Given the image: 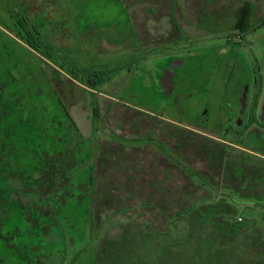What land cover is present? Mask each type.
<instances>
[{
    "label": "rangeland",
    "instance_id": "obj_1",
    "mask_svg": "<svg viewBox=\"0 0 264 264\" xmlns=\"http://www.w3.org/2000/svg\"><path fill=\"white\" fill-rule=\"evenodd\" d=\"M153 1L157 3L156 16L149 14L152 0H0V16L5 12L6 15H22L30 23L40 25L41 40L53 48L58 58L72 62L80 68L107 67L114 72L107 83L95 90H89L69 78L60 68L57 69V65L24 46L12 30L0 24V87L5 86L0 96V110L8 114V127L12 129L16 126V122L11 120L13 110L18 103L23 104V117L28 115L24 131L33 133L40 125H53V130L62 132L72 145H77L81 140L80 136L86 138L92 134V105H95L99 114L100 132L97 133V140L100 150L106 145H114L124 151L123 145H134L128 154V161L133 169L127 171L131 174L129 181H121L119 177H115L119 173L115 174L111 169L112 165H97L93 193L98 197L99 209L93 218L92 228L93 235L97 236L95 246L89 240L91 228L86 220L75 233L69 232L67 238L63 225L57 227L50 220L44 222V218L50 215L46 204L49 191L41 192L37 187L25 191L19 180L9 181L8 194L4 193L2 196L7 194L21 205L38 212L36 219L31 220L32 226L27 224L25 228L35 231L36 234L43 232L44 243H39L37 238L27 241L25 232L16 241L22 244L32 242L31 245L38 246V250L30 256L32 260L35 254H39L46 264H88L87 257L92 246L96 254V264H102V237L117 235L128 222L146 221L152 228H165L163 218L154 209L117 210L119 206L134 205L140 198L148 197L145 183L153 179L156 171H152L154 169L151 164L160 157L159 152H156L158 149L148 144L145 139L151 137L158 145H171L174 138L169 133L172 125H175L170 120L172 118L181 120L200 133H216L218 124L223 121L219 112L222 85L227 82L237 84L239 80L242 83L245 76L242 75L241 68L249 73L251 80L254 78V71L257 75V85L260 82L261 91L255 116L257 119L262 116L264 26L261 23L264 20V0ZM247 2L252 4L250 22L253 26L245 34L235 36L231 26L240 8ZM170 14L180 28L182 42L179 41L180 44L174 47L172 45L168 51L156 53H160V56L152 55L159 48L152 44H163L167 40L163 37L170 27ZM185 59L190 61L193 69L190 71L184 68L183 72L187 77L177 84L182 86L184 83H191L193 88L191 87V92L187 90L190 101L185 103L184 111L175 114L172 108L175 97L163 99L165 93L160 78L163 77V71L176 74L177 65ZM236 90L232 89L234 93ZM34 93L38 94L42 102L37 101V105L30 112V103L38 99ZM250 94L253 95L252 92ZM205 111L209 113L211 124L197 126L195 122H190L197 114L200 122L205 123ZM248 118L249 115L246 114L245 122ZM52 129H49V134ZM248 132L249 130L245 134ZM254 135L258 136L259 132ZM112 136L123 138L125 143L121 146L113 142L114 140L110 141ZM240 149L239 146L234 147L232 155L238 154ZM191 163L195 167L204 168L199 160H192ZM117 168L123 169L120 165ZM136 174L138 177H135ZM126 181L130 183L129 189L132 193L128 196L123 194L127 198H123L125 204L115 206L116 201L123 202L119 200V195L125 192L124 189L111 193V199L102 197L107 188H124L123 183ZM174 181L176 185L182 183L178 177ZM65 184V180H62L51 189L55 197L60 198L66 192L63 189ZM74 187L77 188L75 185ZM70 189L73 190L72 187ZM150 198L152 204L159 203L156 195H151ZM39 200L40 205L36 204ZM69 202V213H79L80 207L75 204L74 198H69ZM173 206L174 204H170L168 211L174 210ZM31 215H34V211ZM235 218L227 223H217L223 228L232 227L234 232L237 231L238 237L236 244L224 251L220 264H264V215L255 218L256 220L246 219V222L244 219L239 220V216ZM36 222L37 225H34ZM178 223L181 231L184 230L185 242L190 246L186 249L187 255L193 256V241L200 238L201 231L196 232L184 219ZM16 255L12 250H0L2 264L17 263ZM191 259L188 261L195 264Z\"/></svg>",
    "mask_w": 264,
    "mask_h": 264
},
{
    "label": "trees",
    "instance_id": "obj_2",
    "mask_svg": "<svg viewBox=\"0 0 264 264\" xmlns=\"http://www.w3.org/2000/svg\"><path fill=\"white\" fill-rule=\"evenodd\" d=\"M251 12L252 4L249 2L240 8L231 26L235 36L245 34L251 29ZM2 14L0 24L12 30L24 46L57 65V69L60 68L69 78L87 89L95 90L112 78L113 69H98L93 66L80 68L55 56L53 48L44 44L40 38V25L30 23L26 16L6 15V12ZM261 26H264V20ZM259 83L257 85L256 81L252 84L253 95L247 114L249 118L238 127L227 117L224 122L215 125L216 133H200L192 129L194 127L177 124L172 125L169 133L174 138L171 145H158L151 137L145 139L148 144L158 149L156 152H159L160 157L151 164L154 169L152 171L156 172L153 179L145 183L148 187L146 195H156V201L159 203L154 205L150 197H142L138 203L119 206L117 210L154 209L163 218L166 226L159 230L157 227L152 228L146 221L128 222L117 235L102 237V264H191L189 257H194L191 260L195 261V264H220L224 251L232 248L238 237L237 231L234 232L232 227L223 228L217 223H227L238 216L239 220L244 219L246 222V219L256 220L255 218L264 215V108L260 119L255 116L261 91ZM3 88L5 86L0 87V96ZM34 95L38 99L30 103V112L37 105V101H41L37 93ZM5 102L4 100L3 104ZM172 108L175 114L184 111L183 105H174ZM23 110V104L19 103L13 110L11 120L16 122V126L12 129L7 125L10 121L8 114L0 110V250L5 248L17 253V263L13 264H46L45 260H41L42 255L35 254L34 260L30 258L38 250V246L31 245L32 242H16L25 232L27 241L37 238L39 243H44V234H36L35 231L25 228L27 224L32 226L38 212L7 196L9 181L19 180L25 191L35 187L40 188L41 192L49 191L46 204L50 215L44 218V222L50 220L57 227L63 225L67 238L69 232L75 233L86 220L91 228L89 240L91 245L95 246L97 236L93 235L92 228L93 218L99 209L98 197L93 193L97 165L108 163L112 165L111 169L115 174L119 173L114 175L115 177H119L121 181H129L131 174L127 171H130L132 166L128 161V154L134 145H123V138L112 136L110 141L114 140L113 142L123 145L124 151L114 145H106L100 150L97 140V133L100 132L99 114L95 105H92V134L86 138L80 136L81 140L77 145H72L62 132L53 130V125H40L33 133H27L24 129L28 115L24 118ZM64 112L68 113L65 110ZM67 117L70 118L68 115ZM71 124L74 125L73 122ZM49 129H52L51 134L48 133ZM257 132L259 135L255 136L254 133ZM238 146L241 147L240 152L232 155L233 148ZM192 160H199L204 168L195 167L191 163ZM118 165L123 169H118ZM175 177L182 181L181 185H176ZM62 180L66 182L63 186L66 192L60 198L55 197L51 189ZM74 185L78 189L73 188ZM123 186L124 188H107L102 197L111 199V193L124 189L125 192L119 195V200L122 201L126 198L123 194L128 196L132 193L129 189L130 183L126 181ZM4 193H7L5 197L2 196ZM69 198H74L75 204L80 207L79 213H69ZM43 200L44 198L41 199L42 202ZM41 201L36 204L40 205ZM118 202H115V206L125 204L124 200ZM170 204H174L172 211H168ZM33 211L34 215H31ZM182 219L196 232L201 231L200 238L193 241V256L187 255L186 249L190 246L185 242L184 230L181 231L178 223ZM33 224L37 225V222ZM60 230L62 231V228ZM95 257L91 246L87 263L96 264ZM2 262L1 258L0 264Z\"/></svg>",
    "mask_w": 264,
    "mask_h": 264
},
{
    "label": "flooded vegetation",
    "instance_id": "obj_3",
    "mask_svg": "<svg viewBox=\"0 0 264 264\" xmlns=\"http://www.w3.org/2000/svg\"><path fill=\"white\" fill-rule=\"evenodd\" d=\"M151 3H152V7L150 8L149 14L151 16H156L157 12L155 10H156L157 3L153 0ZM168 20L170 22V27H168V30L165 31V37H163V39L167 38V40H164L165 43L163 44L153 43L152 46L157 47V48L159 47V48L154 50L152 55L160 56V53L159 54H156V53L164 51V50L168 51L172 45H173L172 47H174L175 45L180 44L179 41L182 42L181 35H180V28L178 27L177 23L173 21L171 14L168 16ZM171 38H175V39H171ZM177 67H178V70L176 71L177 72L176 74H173V73L171 74L168 71H167L168 73H165L163 71V74H162L163 77L160 78L161 84L163 85L162 86L163 91L165 93L163 99H170V98L175 97V102H173V106L174 105L184 106L185 103H189L190 101L188 98L190 94H188L187 90L191 92L193 87L191 86V83H184L182 84V86L181 84L179 85L177 83L183 79L185 80L187 77L186 75H184V72H183L185 71L184 68H187L191 71V69H193V66L190 64V61L187 62L185 59L183 62L178 64ZM241 72H242V75L245 76L242 83L239 80L237 84H235L234 82H232L231 84L230 82H227L222 85V92H221L222 100L219 102V112L221 113L220 115L223 118L222 122H224L227 117H230L231 122L234 123L237 127L243 124L245 116L246 114H248V111H249L248 108L250 106L251 99H252L251 98L252 94H250L252 92V84L257 81V77H256L257 75H255L254 73L255 71L253 72L254 73L253 80L250 79L249 73L246 71H243L242 68H241ZM170 74H171V77H170L171 82L168 79ZM250 83H251V87H249ZM161 84H158V86H161ZM232 89H237V90L234 93ZM212 99L213 97L211 98V100ZM205 113L207 114V121L205 123L200 122V117L196 116L197 114H195V117L197 118L195 117L191 118L190 122H195V124L201 125V126L211 124L208 111H205ZM170 120L173 123H175V125L178 124L180 126H185V124L182 123L181 120H176L173 118Z\"/></svg>",
    "mask_w": 264,
    "mask_h": 264
}]
</instances>
